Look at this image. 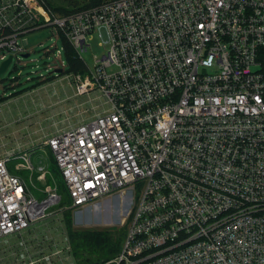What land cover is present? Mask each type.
Returning <instances> with one entry per match:
<instances>
[{
    "label": "built area",
    "instance_id": "built-area-1",
    "mask_svg": "<svg viewBox=\"0 0 264 264\" xmlns=\"http://www.w3.org/2000/svg\"><path fill=\"white\" fill-rule=\"evenodd\" d=\"M44 27L81 59L93 36L104 49L74 83L108 109L43 142L72 210L112 195L129 204L126 239L103 264H264V0H109L71 14L0 0V64ZM13 156L0 157V239L19 237L21 263L62 261L67 239L32 256L21 238L60 198L35 200L8 172Z\"/></svg>",
    "mask_w": 264,
    "mask_h": 264
},
{
    "label": "rangeland",
    "instance_id": "rangeland-1",
    "mask_svg": "<svg viewBox=\"0 0 264 264\" xmlns=\"http://www.w3.org/2000/svg\"><path fill=\"white\" fill-rule=\"evenodd\" d=\"M54 5L64 6L60 0H49ZM82 5L92 0H78ZM105 1V0H104ZM98 4V2H97ZM65 7V6H64ZM104 36V33H102ZM19 42L27 49V58L14 59L3 78L0 80V96L8 97L13 92L31 88L36 82L39 84L27 91L16 94L0 104V157L5 154H14L6 164L11 175L22 179L30 195L38 202L44 201L48 191H53L60 198V202L49 207L46 217L36 222L31 232L37 234L38 240L29 241L28 245L35 250L51 251L54 245L61 248L69 245L66 232L68 218L73 232L86 234L90 251L100 250V245L92 243L97 233H108L119 241V249L126 239L130 222H127L129 204L117 195L106 197L83 209L72 210V201L68 190L63 183L52 152L43 146L46 138L56 131L86 121L94 115L108 109L106 98L97 91L82 96L76 95L74 75L69 73L52 74V68L59 65L60 59L65 63L61 38L56 36L52 27H44L20 36ZM90 47L82 55L88 68H92L94 57H99L104 49L99 46L100 41L93 36L88 41ZM49 50L50 53H46ZM19 62H18V61ZM53 75V76H51ZM28 152L29 161L21 157ZM19 164L33 166V170ZM44 166L46 175L42 181L37 167ZM137 193L131 208L135 207ZM36 227V228H35ZM29 232L23 233V239L29 237ZM65 233V234H64ZM52 237V240L49 239ZM47 238V239H46ZM73 249V243L70 245ZM18 251V247L15 249ZM64 250L62 261L56 258L51 264H76L77 260L72 252ZM17 253V252H16ZM68 259V260H64ZM14 264L21 263L19 260ZM9 264V263H5Z\"/></svg>",
    "mask_w": 264,
    "mask_h": 264
},
{
    "label": "trees",
    "instance_id": "trees-1",
    "mask_svg": "<svg viewBox=\"0 0 264 264\" xmlns=\"http://www.w3.org/2000/svg\"><path fill=\"white\" fill-rule=\"evenodd\" d=\"M109 0H92L91 3L82 5L78 0H60V3L64 6L54 5L49 0H44L46 6L50 8L53 12L58 14H71L75 11H79L82 9H87L90 7L97 6ZM98 2V4H97ZM63 44V52L65 56V70L64 73H69L72 75H84L87 71V66L84 61L77 56L73 48L70 44L64 39L61 38ZM53 76V75H51ZM39 83L36 82L35 85L31 86V88H26L24 90H19L17 92H13L10 96H0V104L4 102L6 99L19 94L21 92L27 91L36 87ZM64 183V181H63ZM69 221L71 219L68 218L66 225V232L69 238L70 244L73 243V250H71L73 256L76 258V264H103L108 260L116 257L120 250L119 249V241L117 238H113L108 233H97V236L94 238L92 247L94 244L97 246L100 245V250L98 251H90V247L88 246L89 240L85 236L86 234L81 232H73L72 228L69 226ZM94 248V247H93Z\"/></svg>",
    "mask_w": 264,
    "mask_h": 264
},
{
    "label": "crops",
    "instance_id": "crops-1",
    "mask_svg": "<svg viewBox=\"0 0 264 264\" xmlns=\"http://www.w3.org/2000/svg\"><path fill=\"white\" fill-rule=\"evenodd\" d=\"M79 124V123H78ZM78 124L72 125V126H76ZM70 126V127H72ZM46 140V139H45ZM28 235L29 237L26 240L27 242L31 240L32 234L35 232H31L28 231ZM23 239V234L22 237ZM19 240L18 236H10L7 237L6 239H0V264H5V263H9V264H14L13 261H17V254L19 253V249L18 251L15 250L17 248V242ZM29 246V250L32 256H34V254H36V252L34 251V248ZM17 252V253H16Z\"/></svg>",
    "mask_w": 264,
    "mask_h": 264
},
{
    "label": "water",
    "instance_id": "water-1",
    "mask_svg": "<svg viewBox=\"0 0 264 264\" xmlns=\"http://www.w3.org/2000/svg\"><path fill=\"white\" fill-rule=\"evenodd\" d=\"M29 54H24L22 57L27 58ZM12 63V56H8L3 62L0 64V80L3 78L5 72L7 71L8 67ZM54 73L60 74L62 70H55Z\"/></svg>",
    "mask_w": 264,
    "mask_h": 264
}]
</instances>
